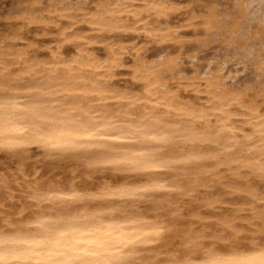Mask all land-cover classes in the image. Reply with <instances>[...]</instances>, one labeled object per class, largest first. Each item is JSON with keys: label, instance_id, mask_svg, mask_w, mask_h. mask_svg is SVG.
Wrapping results in <instances>:
<instances>
[{"label": "bare ground", "instance_id": "6f19581e", "mask_svg": "<svg viewBox=\"0 0 264 264\" xmlns=\"http://www.w3.org/2000/svg\"><path fill=\"white\" fill-rule=\"evenodd\" d=\"M240 1L245 0H238L244 9ZM41 3L31 0L16 18L46 30L55 15L70 19V26L60 28L48 58L38 57L35 43L19 47L26 38L18 30L1 36L0 150L23 176L34 145L49 155L89 157V168L80 181L27 184L31 191L25 200L0 220V264H264L259 236L264 191L255 182L264 179V90L251 97L249 90H232L218 71L195 77L203 85L188 86L203 102L188 101L166 79L176 58L146 61L141 47H134L131 65L139 88H120L116 77L128 49L107 39L121 32L160 44L177 40L178 31L167 24L176 6L169 0H107L78 14L72 5L51 4L39 11ZM216 12L210 9L207 30L214 29ZM76 23L90 33L70 31ZM67 43L76 48L71 57L63 52ZM99 43L106 44L104 56L90 48ZM26 77L30 83L22 84ZM241 112L249 131L234 123ZM199 144L209 147L191 148ZM206 159L213 165L204 168ZM223 166L235 178L225 183L228 193L248 197L250 215L244 220L256 226L250 236L238 222V212L245 209L229 214L219 194H210L203 204L207 210L222 209L213 216L212 232L199 213L187 218L176 207L172 212L184 216L177 218L159 209L165 196L191 197L200 186H214ZM109 169L115 171L114 181L103 179ZM178 170L192 172L191 179H174ZM148 197L156 201L141 207ZM43 202L56 211L32 209ZM178 237L181 246H176Z\"/></svg>", "mask_w": 264, "mask_h": 264}, {"label": "rangeland", "instance_id": "374dc122", "mask_svg": "<svg viewBox=\"0 0 264 264\" xmlns=\"http://www.w3.org/2000/svg\"><path fill=\"white\" fill-rule=\"evenodd\" d=\"M101 1L107 0H42V3L38 5L39 8H37L39 11H43L51 4L57 6L72 5L78 9L77 12L80 14L84 11L94 10L95 6ZM169 1L177 9L173 13L171 21L167 24L178 31L179 38L177 40L160 44L147 42L142 36L121 32L112 34L107 39L111 43L124 45L128 49V54L125 57L126 65L116 77V86L134 90L139 88L140 85L131 76V65L135 59L134 47H141V56L146 61L164 60L170 56L176 58L175 71L168 74L166 79L169 82V88L179 91L188 101L203 102L202 98H198L197 94L191 91V87L188 86L190 82L194 81L203 85V79H196L195 77L208 76V74L218 71H220L225 85L232 90H249L247 92L250 97L254 93L264 90V35L262 36V32H264V20L262 19L264 0L240 1L244 2V9H239L238 0ZM30 2L31 0H0V39L1 36L18 30L26 38L25 41L20 43L19 47H25L28 42L35 43L34 49L37 55L39 53L38 57L48 58L49 47L55 49L62 26L63 28L70 26L71 20L53 15V23L46 30L38 25H27L16 16ZM135 4L140 6L142 3L136 1ZM213 7H216L217 12L213 18L214 29L210 31L206 29L205 20ZM54 21H58L57 24ZM234 24L238 25L237 30L233 29ZM86 28L83 23H76L72 25L70 31L73 30L79 34L90 33L89 29ZM71 44L73 43H67L63 49L64 55L67 57H71L76 52L75 45L71 46ZM105 46V43H99L90 46V48L99 56H104ZM18 67L17 71L22 68V66ZM21 83H30L29 78L26 77ZM243 113L241 112L233 117L234 123L249 131L250 126L246 124L248 117ZM242 135L243 132L238 131L237 139L239 141L242 140ZM208 147L209 144L191 146V148L199 149ZM212 147L213 145L210 146V148ZM2 154V150H0V220L6 213L12 212L25 200L27 193L31 191L30 188L27 189V184L33 185L38 182L42 187H45L58 178L68 179L67 181L72 179L80 181L85 177L89 168V157L79 158L74 155L62 154L49 155L43 147L34 145L30 157L26 160L27 175L23 176L14 169L16 164L4 159ZM203 164L204 168H208L213 165V160L206 159ZM3 170L7 172V184L2 181ZM221 170L222 177L215 184L211 183L214 186H200L196 188L191 197L184 194L168 198L165 196L159 209L166 215H173L174 217L177 215V218H183L184 216L192 218V213H199L203 217L201 222L209 225L207 232H212L216 227L213 216L222 209L216 212L207 210L203 204L210 194H219L225 201L222 208L229 214H236V209L239 208L245 209L238 212V222L245 229L243 235L248 234L250 236L256 226L249 225L244 220L250 215L247 210L248 206L245 204L248 197L240 192L228 193L225 183L235 178L224 166ZM178 172L179 175L173 176V178L182 181H188L193 174L192 172H189L191 175L183 174L180 170ZM114 174L115 171L109 169L103 179L114 181ZM255 182L257 187L264 191V179L259 180L256 178ZM154 201H156L154 197L151 200L150 197L144 198L139 205L148 208ZM32 202L37 203L35 199ZM41 204V208L34 206L32 209L35 211L42 209L46 212L56 211L54 205L50 206L47 202ZM176 207L181 208L184 216L180 214L181 211L172 212V209ZM259 236L264 238V233H260ZM175 243L176 246H181L179 237L176 238Z\"/></svg>", "mask_w": 264, "mask_h": 264}]
</instances>
